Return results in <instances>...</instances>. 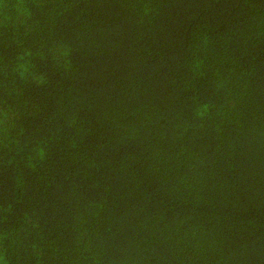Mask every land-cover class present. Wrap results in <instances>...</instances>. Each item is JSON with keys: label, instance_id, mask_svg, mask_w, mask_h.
I'll use <instances>...</instances> for the list:
<instances>
[{"label": "trees", "instance_id": "obj_1", "mask_svg": "<svg viewBox=\"0 0 264 264\" xmlns=\"http://www.w3.org/2000/svg\"><path fill=\"white\" fill-rule=\"evenodd\" d=\"M0 264H264V0H0Z\"/></svg>", "mask_w": 264, "mask_h": 264}]
</instances>
